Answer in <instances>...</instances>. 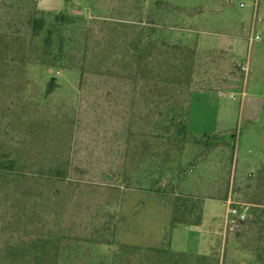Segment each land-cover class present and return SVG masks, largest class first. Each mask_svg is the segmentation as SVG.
<instances>
[{
  "label": "rangeland",
  "instance_id": "rangeland-1",
  "mask_svg": "<svg viewBox=\"0 0 264 264\" xmlns=\"http://www.w3.org/2000/svg\"><path fill=\"white\" fill-rule=\"evenodd\" d=\"M171 101L185 102L183 137ZM1 151L18 173L0 179V225L27 233L16 206L36 197L48 264H264V216L221 234L223 197L204 199L224 196L230 171L229 198L248 210L264 197L241 194L264 164V0H0ZM50 158L63 178L44 175ZM177 196L197 201L201 225L170 224ZM6 251L0 264L28 261Z\"/></svg>",
  "mask_w": 264,
  "mask_h": 264
},
{
  "label": "trees",
  "instance_id": "trees-1",
  "mask_svg": "<svg viewBox=\"0 0 264 264\" xmlns=\"http://www.w3.org/2000/svg\"><path fill=\"white\" fill-rule=\"evenodd\" d=\"M67 17L65 15L57 14L56 15V22L58 23V26L65 25L67 23L66 21ZM27 23H30L31 25V32L33 35H36L37 32L42 28V18L41 17H32L31 15L27 16L26 18ZM3 35L7 36V32L5 29ZM51 30H47V35L45 38L46 44L49 43ZM2 35V36H3ZM13 35V34H12ZM59 51L61 52V48H59ZM219 53L227 56L229 59H231L227 52L220 50ZM234 60V59H233ZM233 62V61H231ZM241 68V67H240ZM242 70V69H241ZM83 78V77H82ZM84 82V81H82ZM156 98L161 97L162 95L160 93H156ZM158 104L160 105L161 101L157 100ZM172 103V104H171ZM171 103L168 105L166 114H169V121L168 126H173L175 128L174 134L176 136H184L185 133L188 132L187 127V110L186 107L183 105L184 103H174L171 101ZM175 104V105H174ZM160 111L157 112V114ZM205 137H211V135L203 134ZM196 141H199V138L196 136L194 137ZM205 144L209 145L208 142L205 141ZM17 165V156L15 155V152L13 151H1L0 152V179L7 178L8 180L5 181L7 186H11V184L14 183V175L15 173H18L16 171L15 166ZM42 170L44 169L43 173L47 178L56 177L57 179L63 178V172L65 171L66 163L62 161H58L57 159L50 158L47 162L42 163L41 165ZM12 176V177H11ZM1 183V182H0ZM153 183V182H152ZM55 192V191H54ZM18 197V195H17ZM36 197L28 198L27 201H30L29 203H26L25 205L16 206V214L18 215V218H16L15 223H19L21 220L20 218L26 217L28 226L27 233L23 235H17V234H5V230L9 226V221H6V225H0V239L3 250H0V263L2 261L1 259V253L6 251V253H11L13 255L22 256L23 258H27L26 264H48L47 263V257L46 255H49V251L52 250L54 241L52 239V236H50L49 233L45 234H39L40 228H46V232L52 230V222H48L46 220H33L30 219L32 212H34V205H35V199ZM25 215V216H24ZM202 209L198 207L197 201L192 199L191 197L186 196H177L175 197L173 201V214L170 221V224L177 225V224H184V225H191V226H197L202 222ZM264 216V207H258V206H252L251 208L248 207V210L246 212V218L239 221L241 226H247L250 228H253L256 224L262 223V217ZM115 224L116 222L113 221L112 217H109V219L105 220L104 222V228L108 231V237L106 239H102L101 236H99L97 233L93 235V238L99 242V243H106L110 244L111 240L114 236V230H115ZM240 226V228H241ZM27 244L25 245V243ZM7 248V249H6ZM57 248L56 246L54 247ZM32 260V262H30ZM50 260V259H49ZM52 260V259H51ZM53 261V260H52Z\"/></svg>",
  "mask_w": 264,
  "mask_h": 264
},
{
  "label": "crops",
  "instance_id": "crops-1",
  "mask_svg": "<svg viewBox=\"0 0 264 264\" xmlns=\"http://www.w3.org/2000/svg\"><path fill=\"white\" fill-rule=\"evenodd\" d=\"M192 131V130H191ZM192 133L195 135V136H198L200 135L201 133L203 132H193ZM232 171H230L229 173V178H228V181H227V184H226V193L224 194V196L220 195V196H217V195H212L210 194L209 196H206V198H204L205 200H213L215 197H223L222 200L224 201L225 203V211H224V222H223V227L221 229V234H224V231H225V226H226V213H227V208H228V202L227 200L229 199V197H233V198H236L237 196L235 194H240V192L233 194L232 196L230 195L231 194V188H232V185L233 183L236 181L235 180V177H234V174L232 175ZM239 179L237 178V185L239 183ZM257 187H256V183L253 181V180H248V182H246V187L243 188V193H241L244 198L248 199L249 196L251 195V193H253V191L255 190V188H258L260 190L261 193L264 192V164H262V167H261V173H260V178L258 180V183H257ZM249 200V199H248ZM246 203L249 205V206H258V207H264V197L263 199L260 198L259 200H249V201H246ZM203 213V212H202ZM204 221V213H203V217H202V222ZM202 222L200 223V225L202 224Z\"/></svg>",
  "mask_w": 264,
  "mask_h": 264
},
{
  "label": "built area",
  "instance_id": "built-area-1",
  "mask_svg": "<svg viewBox=\"0 0 264 264\" xmlns=\"http://www.w3.org/2000/svg\"><path fill=\"white\" fill-rule=\"evenodd\" d=\"M230 97L233 98L234 96L230 94ZM227 202L232 205L227 208L226 224H228L229 229H234L237 222L246 218L247 205H240L232 198H229Z\"/></svg>",
  "mask_w": 264,
  "mask_h": 264
}]
</instances>
